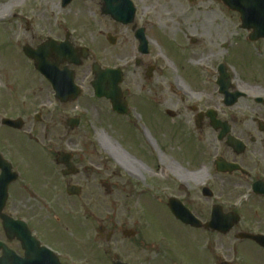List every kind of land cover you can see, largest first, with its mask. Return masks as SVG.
<instances>
[{
    "label": "rangeland",
    "instance_id": "obj_1",
    "mask_svg": "<svg viewBox=\"0 0 264 264\" xmlns=\"http://www.w3.org/2000/svg\"><path fill=\"white\" fill-rule=\"evenodd\" d=\"M8 1L0 0V110H3L0 113L24 110L29 117L24 118L23 131L28 129L37 137L46 131L55 139L62 137L65 130L64 117L79 116L81 124L77 131L93 132L91 137L96 141L98 162L116 164L109 156L112 154L127 162L118 145L125 138H145L142 132L145 128L148 129L145 133L157 144L152 147L145 138L146 146L154 156L146 162L155 168L153 165L158 164V152L164 139L168 148L165 149L166 162L174 168L171 163L176 155L170 148L177 152L182 141L188 140L184 131H192L187 107L197 105V100H200L199 105L205 102L215 106L223 99L216 85L220 64L227 66L236 89L247 95L238 103H255V98L264 100V41L248 42V33L240 29L238 14L214 1L161 0L156 6L150 0H134L138 7L136 25L144 27L150 49L145 56L137 54V43L129 30L100 16L99 8L93 6L92 0H77L65 9L61 8V0H18L12 8L6 7ZM169 23L173 28L171 33L166 28H156ZM66 32L74 45L90 47L92 58L101 67L123 71L125 80L120 89L129 106L123 118L113 113L105 99L59 105L50 86L20 53L24 46L35 48L48 39L63 41ZM108 33H117L119 37L114 46L106 41ZM201 58L203 61L199 64ZM136 59H140L141 64L135 65ZM87 67L90 63H84L82 69ZM151 67L154 68L153 77L145 80V72ZM163 111L174 114L180 111L181 115L179 119H170L163 116ZM36 114L41 115L39 123L33 120ZM5 136L8 135L0 133L1 139ZM31 145L36 147L34 143ZM27 146L30 147V143L19 147ZM54 146L57 147L55 143ZM62 189L55 185L52 193L53 207L57 211L53 212L52 220L59 221L50 225L52 235H46V239L56 240L70 253H80L81 264H106L105 259L102 263L97 258L96 225L79 205L65 198ZM103 194L98 185V196L103 197ZM125 195L127 192L120 197L114 195L120 202L116 209L118 220L123 222L130 214L134 219L141 216L138 227L142 228L144 222L149 231L146 236L141 235L146 248L142 250L144 253L139 252L149 264H217L219 259L230 260L232 264H264V251L247 246L241 247L239 253L237 249L216 247L213 259L211 254L208 258L196 244L185 246L176 240L179 237L175 234L174 221L154 200L127 203ZM91 209L94 213L98 211V219H105L114 211L108 199H98V207ZM142 215L145 216L143 220ZM163 240L166 243L163 244ZM175 253L186 256L189 261H181Z\"/></svg>",
    "mask_w": 264,
    "mask_h": 264
},
{
    "label": "flooded vegetation",
    "instance_id": "obj_2",
    "mask_svg": "<svg viewBox=\"0 0 264 264\" xmlns=\"http://www.w3.org/2000/svg\"><path fill=\"white\" fill-rule=\"evenodd\" d=\"M130 1L135 5L134 25H116L128 29L137 42L134 34L138 7L134 0ZM91 3L97 8L101 6L100 0ZM115 37L117 42V33ZM138 62L141 64L140 60ZM78 69L73 74L74 84L80 89L78 101L98 102L92 87L97 80L92 69ZM153 72L154 69L144 77L152 79ZM124 80L122 78V83ZM122 98L127 102L126 97ZM238 102L225 103L222 99L214 106L205 102L199 105L200 100H197V105L187 107L192 131L187 133L182 128L189 135H186L188 140L182 141L183 145L177 147L175 153L170 148L177 159L175 164L171 163L174 168L166 162L164 139L158 152V164L153 165L155 168L146 162L154 156L145 138L152 147L157 145L150 134L136 140L125 138L118 147L127 162L112 154L109 156L116 164L111 165L97 161L93 132L77 131L81 118L78 127L70 131L73 124H68L65 117V130L62 137L56 139L46 131L37 137L28 129L21 132L0 127V133L8 135L0 138V258L7 251L22 258L26 239L33 237L41 247L56 253L61 264L83 262L80 253L63 250L54 238L55 242L46 239V235H52L50 225L56 221L52 220L55 185L63 187L65 198L79 205L96 225L97 258L101 262L105 259L106 264H149L145 256L140 255L146 248L143 235L149 231L144 222L142 228L138 227L141 216L134 219L130 214L125 221L118 220L116 209L120 202L114 195L120 197L125 192L127 203L154 200L174 221L175 234L179 237L176 240L185 246L196 244L208 258L211 254L213 259L216 247L237 249V253L243 246L264 251V100ZM180 115L179 111L170 119H179ZM0 117L16 120L29 116L19 109L13 114L1 112ZM23 123L25 127V119ZM27 143L32 148L19 147ZM62 154L70 164L56 163ZM98 185L104 198L98 196ZM98 199H108L113 204L111 218L107 215L105 219H98V211H92L91 207H98ZM130 221L133 222L130 224ZM174 256L189 261L180 253ZM222 262L223 259H219L217 264H224Z\"/></svg>",
    "mask_w": 264,
    "mask_h": 264
},
{
    "label": "water",
    "instance_id": "obj_3",
    "mask_svg": "<svg viewBox=\"0 0 264 264\" xmlns=\"http://www.w3.org/2000/svg\"><path fill=\"white\" fill-rule=\"evenodd\" d=\"M70 1L71 0H64L63 6L68 4ZM114 2L115 1L113 0H104L102 13L104 15H110L112 18L126 23L127 17L130 15V18L132 15V9L130 6L127 7L126 5L116 8L115 6H112ZM222 2L229 10L239 14L241 28L249 32V41L254 42L264 39V0H222ZM24 53L27 57L34 61L35 68L52 83L53 88L57 93H59L60 90H65L60 83L61 81L59 80L58 73L56 71L58 62L67 61L76 65L79 64L75 51L68 50L67 46H64V44L56 46L50 41L41 45L37 51L24 48ZM81 56L82 58L87 57L85 54H82ZM52 58L58 59V62L51 63L49 60ZM220 73L221 78L218 84L221 88H223V92H225L228 80L226 81L225 87L223 85V80L226 79L227 75H225L222 68ZM116 77V72L98 71V97L104 96L110 99L113 107L115 109H120L118 104L119 92L117 88L119 79ZM227 97L229 99L231 98L233 101L236 100V95H227ZM74 98L75 97H73V99ZM10 123L11 122H9L8 125L14 126V123ZM18 128H20V126ZM63 162L68 163L67 159H64ZM25 251L26 258L24 260L16 259L11 253L4 252L5 254L0 260V264H57V261L50 256L46 260H44V258L38 260L37 263V260H34L36 255H41L43 257L44 254L41 251L39 252L36 247H34V250L30 249L27 251L25 249Z\"/></svg>",
    "mask_w": 264,
    "mask_h": 264
},
{
    "label": "bare ground",
    "instance_id": "obj_4",
    "mask_svg": "<svg viewBox=\"0 0 264 264\" xmlns=\"http://www.w3.org/2000/svg\"><path fill=\"white\" fill-rule=\"evenodd\" d=\"M16 1H18V0H10V1H8L7 3H6V7L7 8H12L13 7V3H16ZM160 1L161 0H150V2L152 3V5H156L157 6V4H159L160 3ZM12 3V4H11ZM12 17H15V15L13 14V16ZM0 18H2L1 16H0ZM159 20V19H158ZM160 21V20H159ZM159 24V23H158ZM161 28H166L167 30H168V32L169 33H171L172 32V30H173V28H172V25L169 23L168 25H166V26H163V25H159L158 26V29H161ZM194 57H197L196 55H194ZM202 61H203V59L201 58V60L200 61H198L199 62V64H201L202 63Z\"/></svg>",
    "mask_w": 264,
    "mask_h": 264
}]
</instances>
